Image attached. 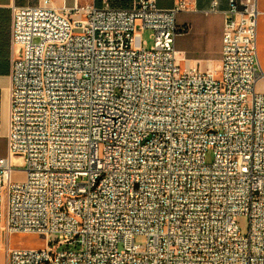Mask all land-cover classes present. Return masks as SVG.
Instances as JSON below:
<instances>
[{
    "label": "built area",
    "instance_id": "2783aa9c",
    "mask_svg": "<svg viewBox=\"0 0 264 264\" xmlns=\"http://www.w3.org/2000/svg\"><path fill=\"white\" fill-rule=\"evenodd\" d=\"M188 7L13 8L6 264H264L258 0H229L221 59L207 70L178 58ZM16 234L48 245L13 249Z\"/></svg>",
    "mask_w": 264,
    "mask_h": 264
},
{
    "label": "crops",
    "instance_id": "0c3cea01",
    "mask_svg": "<svg viewBox=\"0 0 264 264\" xmlns=\"http://www.w3.org/2000/svg\"><path fill=\"white\" fill-rule=\"evenodd\" d=\"M57 8H72L95 4L102 7L106 2L115 7L128 8L134 0H53ZM159 8H173L180 0H156ZM187 11L178 14L177 22L185 32L175 41L178 58L182 63L210 68L219 63L222 55L226 16L224 11L229 0H218L219 12H208L213 0H184ZM40 0H0V158L8 155L10 115V90L12 85V10L14 7L37 6ZM258 55L264 74V0H258ZM258 92L264 94V77L256 84Z\"/></svg>",
    "mask_w": 264,
    "mask_h": 264
},
{
    "label": "rangeland",
    "instance_id": "374dc122",
    "mask_svg": "<svg viewBox=\"0 0 264 264\" xmlns=\"http://www.w3.org/2000/svg\"><path fill=\"white\" fill-rule=\"evenodd\" d=\"M179 22H177L178 24ZM179 25V24H178ZM143 41L146 42L145 47L150 49L152 47L153 41L151 39V32L146 31L143 32ZM218 62L213 64L210 68H216L218 66ZM203 70H207V66L202 68ZM207 163H211L213 161V153L209 151L206 157ZM17 166V165H16ZM22 169V167L20 168ZM26 178V174L23 171H15L13 175V180L15 182H22ZM240 228L242 229V233L246 234L248 232L249 222L246 217H239L237 219ZM135 242L139 245H144L146 243L145 236H136ZM10 245L13 249H44L48 245V239L43 235H35V234H16L13 235L10 239ZM7 244V238L3 239V246ZM66 248V247H63ZM0 264H6L5 259V250L3 249L0 253Z\"/></svg>",
    "mask_w": 264,
    "mask_h": 264
}]
</instances>
